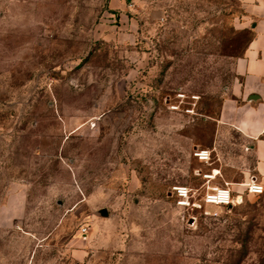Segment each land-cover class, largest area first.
Masks as SVG:
<instances>
[{"label": "rangeland", "instance_id": "1", "mask_svg": "<svg viewBox=\"0 0 264 264\" xmlns=\"http://www.w3.org/2000/svg\"><path fill=\"white\" fill-rule=\"evenodd\" d=\"M127 6L0 0V264H264V193L241 187L256 177L222 171L210 186L242 201L202 202L215 142L241 154L218 127L253 37L244 7ZM178 186L200 207L177 206Z\"/></svg>", "mask_w": 264, "mask_h": 264}, {"label": "crops", "instance_id": "2", "mask_svg": "<svg viewBox=\"0 0 264 264\" xmlns=\"http://www.w3.org/2000/svg\"><path fill=\"white\" fill-rule=\"evenodd\" d=\"M238 1L251 21L253 37L234 64V80L221 106L218 129L220 132L226 125L238 132L241 154L223 152L217 140L215 150L224 165L214 172H234L237 168L264 184V0ZM111 10L126 17L127 0H111ZM247 154L254 159L252 167L245 163Z\"/></svg>", "mask_w": 264, "mask_h": 264}, {"label": "built area", "instance_id": "3", "mask_svg": "<svg viewBox=\"0 0 264 264\" xmlns=\"http://www.w3.org/2000/svg\"><path fill=\"white\" fill-rule=\"evenodd\" d=\"M211 151L199 150L195 152V157L203 163H208L211 160ZM214 173V171H213ZM220 175V173L218 174ZM213 174L205 175L207 188L204 192L202 202L209 206L229 207L236 205L242 201L243 195L239 191L232 190L229 183L223 186H210ZM243 192L249 195L259 196L264 193V184L257 178H251L247 182L241 184ZM177 206L183 208H199L200 204L195 199V191L189 187L178 186L172 190Z\"/></svg>", "mask_w": 264, "mask_h": 264}, {"label": "water", "instance_id": "4", "mask_svg": "<svg viewBox=\"0 0 264 264\" xmlns=\"http://www.w3.org/2000/svg\"><path fill=\"white\" fill-rule=\"evenodd\" d=\"M102 216H103V217H108V212H107L106 210H103V211H102Z\"/></svg>", "mask_w": 264, "mask_h": 264}, {"label": "bare ground", "instance_id": "5", "mask_svg": "<svg viewBox=\"0 0 264 264\" xmlns=\"http://www.w3.org/2000/svg\"><path fill=\"white\" fill-rule=\"evenodd\" d=\"M219 174V172H214L213 173V176H212V179L215 180L216 179V176Z\"/></svg>", "mask_w": 264, "mask_h": 264}]
</instances>
